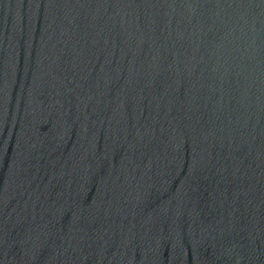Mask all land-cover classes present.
<instances>
[{
  "label": "water",
  "instance_id": "obj_1",
  "mask_svg": "<svg viewBox=\"0 0 264 264\" xmlns=\"http://www.w3.org/2000/svg\"><path fill=\"white\" fill-rule=\"evenodd\" d=\"M0 264H264V0H0Z\"/></svg>",
  "mask_w": 264,
  "mask_h": 264
}]
</instances>
